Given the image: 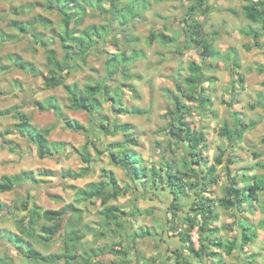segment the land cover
<instances>
[{
	"label": "rangeland",
	"instance_id": "1",
	"mask_svg": "<svg viewBox=\"0 0 264 264\" xmlns=\"http://www.w3.org/2000/svg\"><path fill=\"white\" fill-rule=\"evenodd\" d=\"M190 1L192 2V0ZM190 1L128 0L129 14L126 15L124 19H127L130 22V28L128 29L127 34L116 32L114 36H116L119 40V44L123 49L126 48L134 50L137 46L138 48L136 49L138 51H142L139 48L145 50V58L135 60L131 64V67H129V74H137L140 76L139 78H127L123 73L122 75L115 76L113 79L107 78L105 65L107 59L106 52H93L88 57L87 63L82 64L81 68L73 70L65 77V84L77 83L80 87L88 83L106 80V82L113 86L112 88H114V93H121V105L116 104V107L138 106L145 109L144 114L135 115L129 119L128 117L122 119L132 123L133 130L130 133L121 132L115 137L114 141H110L113 140L111 137L102 138L100 131L97 133L98 123H96V120L98 119V116L96 112L84 110V120L85 124H87L85 128L86 130H89V152L92 154L94 161H92L93 164L88 167L89 175L85 177V180L83 181L84 184L87 183L88 180L91 181L99 179L102 173L100 169L113 164L110 161L111 156L106 150V148L109 147V144L112 143H118L119 145L123 144L128 149L136 150L138 154L131 152L130 155L131 160L137 164L141 161V155L143 160L142 164L145 163L147 167L156 164L160 167L161 164L170 162L174 167V170L178 168L181 170L180 164L185 160L187 150H185L182 146L177 149L176 144H174L167 131V125H169V122L173 118L175 96H179L183 99V102L186 105L191 106V113L187 116L188 122H190L195 130H202L207 136L204 143L205 145L200 147L203 154V159L201 161L203 164L202 167L207 168L209 166L216 165L217 168L219 182L208 189L209 191L207 190V192L209 193L206 192L204 193L205 195L207 194L211 198L217 200L224 194L226 180H228L226 166H229V168L231 167L230 153H232V146L227 148L229 151H227L225 156H223L224 162L222 164H217V157L223 152V150H227L225 146L227 145L226 142H228L226 137L219 135L220 128L225 123H228L230 127L234 126L231 112L232 107L223 101H230L232 98L235 99L237 97L238 103L234 105V108L243 113L242 118L245 121L255 119L259 122L257 125L259 127H255L254 130L249 132L246 136L245 142L243 143L244 145L235 150L236 155L241 158L239 165L244 166L249 164L250 158H255L252 154L253 151L261 152L264 149V143L262 142V137L264 136V105L256 103L261 99L256 91L264 90V85H262L261 82L264 80V73L261 74L257 69H255L257 65L264 63V35L258 39L259 47L257 46L253 48V51L247 50L244 43H250L253 42V40L245 36V25L247 22L245 17L241 14V5L233 7L236 3H226L225 1L221 4L223 0H206L208 4L210 2L209 9L213 8L215 5L220 6L221 8H224L222 6H225L224 11L227 12V14L231 11L233 16L229 18V15L227 17L225 12L223 13L224 15L219 13L216 14L210 22L209 19H206L207 14H204L202 11L197 10L193 13L192 16L194 19L202 21L203 32L206 36H210L211 38L214 37V42L217 35L219 39L216 44H225V46H228L226 52L229 51V53H226L224 56L225 58H218L217 56V58L204 59L201 55V48L196 42L190 41L189 34L184 31L185 27L183 28L186 24V22L183 24V20L187 18V11L185 13L184 8L185 6H190L188 5L190 4ZM239 2L242 3V1ZM42 3H44V0H0V30H3L4 32H18L15 28L10 26V22L13 20L30 22L42 15L52 20L53 23L51 27L45 25H35L38 26V32H41L43 39L48 43L45 46L35 41L36 38L32 35L34 30L31 31L29 36H23L22 39L17 42L0 45V59L2 65L13 66L5 70L2 69V66H0V109L19 106L22 111L24 107L33 105L35 100L47 98L49 95H53L59 99L62 105H67L69 103L68 94L64 85L58 86L53 90L46 89L44 86V74L47 73L48 69L46 59L47 47L56 48L59 57H62L64 51L60 46L59 38L56 36V34L62 30L61 15L57 10H48L38 5ZM149 5L151 6L145 10L144 7ZM118 6L121 7L120 4H118ZM141 7L145 10L142 11V18L134 23L133 14L140 13ZM227 8L228 11H226ZM226 18H229V20L226 21ZM190 20L191 19H189V21ZM94 22H104L101 10L97 9V7L91 8L90 13L85 20V24ZM118 24V22H113L114 26H117ZM223 26L225 34L224 32L222 34ZM252 27H254L255 30H261V25H258V29L257 24H252ZM161 32H166V34L172 39L166 43L161 38H155L152 36L153 33L159 34ZM134 35L139 37V41L136 44L135 41L137 38ZM112 36L113 32L110 34V37ZM109 40L112 42V38H109ZM110 46L114 45L111 43ZM235 48L238 50L236 54L237 58L239 59V62H242L243 64V66L239 69L237 76H240L248 70H256V72L253 73L254 75L252 74V76H248L250 79L247 80L248 83L246 84V88H239L240 91L233 96L230 82L232 78L231 73L233 72V66L229 61L232 54H235L232 52V49ZM256 49L257 51L254 52ZM142 55L143 53H139V57ZM17 56H20L18 59L22 57L26 61L33 62L39 69V72L36 75H33L30 73L31 71L29 72L28 70L20 69L18 65H15L17 63ZM223 59L225 61H222ZM192 60L204 67L208 64L207 62H209L212 69L210 70L209 67V69L205 68L204 76L206 78L211 75L217 78V81L215 80V82H212V84L209 85V88L203 86L204 94H208V89L211 88L210 93L215 102L211 105H204L208 107L199 106L197 102L188 101L186 97L182 96L181 91L178 89V82L184 81L185 77L190 74L189 62ZM213 66H215V68H213ZM205 84L207 85L208 82ZM102 108L103 113L110 116L109 118H112L113 113L111 111L112 108H114L113 104L106 102L105 106ZM96 109H98V107H96ZM102 111L101 114H103ZM37 120L38 119L32 115L31 121L34 124L37 123ZM18 121L19 118H13L11 115L6 116L5 118H0V158H7V156H9L7 151L10 150L8 147L6 148L8 142L6 141L5 143L4 140L6 139L2 134L6 128H10L14 132L15 130L13 125ZM119 126H121V124ZM36 127L39 128L40 126L36 125ZM128 134L134 135L139 139L137 146L127 142ZM21 139V144L24 143L29 145L30 142L24 137ZM2 143H4V146ZM134 146L135 148H133ZM2 150H4V153L1 152ZM59 156L60 155L56 156L58 157L56 158L57 160L61 159ZM18 160V157L14 156L12 160H8L5 163L2 170L9 174L17 173L19 170L17 162L20 164ZM79 163H83V161L78 154L77 165H79ZM204 163L207 165H204ZM20 165V168H25L26 166L32 168V166H34V164L28 162L24 165V167L23 165ZM116 169L118 170L121 183L123 184L126 181H130L131 185H129L130 187L126 193L120 195L117 199H112L110 203L117 204L116 206H118L120 210L122 209L121 211L124 210L125 212V210H128V208L134 205L136 201L137 205H139V207H137L138 209H135L137 213L133 216H127L130 220H126L125 225L129 226V228L128 230L125 228L123 230L124 234L121 236L118 237L115 233L113 234V227L111 226L107 227L104 234L101 235L100 230H102V223L104 221V216L102 215L104 205L101 203V200L94 199L76 203V201H74V196H72V203L76 204L75 206L78 208L81 207L80 210L83 218L80 227L82 234L83 232H87L84 227L85 224H88L90 228L93 229L92 231L90 230V233H88L90 235L88 242L82 241L83 245L80 247L86 248V246H88V250H91V247L95 248L94 246L100 245L98 242L102 240L104 245L106 244L105 248L108 253H105L104 251L103 253L99 250L98 253H100L101 256H98V258L102 261L112 262L113 254L111 252L116 248L115 242L117 241L115 240L119 238L122 241L131 242L132 244V247L129 248L131 255H133L131 256V264H143L144 259L142 257H145L146 254L153 253L154 257L152 258H159L154 255V253L156 250H161L159 245H165L166 243L162 242V240L158 241V235L156 237H154V235L146 237L140 236V233H142L143 230H147L143 229L142 225L149 223V226H152L162 220V228L161 231L159 230V234H161L162 237H170L173 242L171 246H168V248L171 249V254L167 248L165 250V254L168 255V258L169 256H173L172 251H178L189 254V257L193 258L196 263L199 262V264H220L219 261H216L217 259L215 260L210 256L200 259L188 251L189 243L184 240L185 235H182V233H185L186 226L184 225L183 220L173 216L170 210H168L167 206H171L172 204L169 202V199L166 200L164 198V194L168 193L170 190V188L166 189L167 177L162 176V178H159L158 183L162 186L160 187V190L158 189V186H155L156 188L152 191V188L149 186L147 189L149 191L140 192L142 189L134 188V184L123 169H120L119 167H116ZM230 171H232V169H230ZM257 172L258 173L255 175H250L247 172L242 184V207L243 209H247L249 211L248 214H251V211L255 208L264 211V170L260 169ZM162 173L165 174V170L162 171ZM140 181L142 180L140 179ZM37 183L38 179H31L27 182L18 184L15 190L5 192L3 194V202L8 205H12L13 207L7 211H0V234H5L8 231L2 240L10 243L11 245L12 243L16 244V242L12 241L13 238L10 231L17 232L19 234L17 220L25 218L27 215V211L22 207V201L29 200L30 207L36 203L35 196L37 195V190L35 188L37 187H35V185ZM256 183L261 187V190L259 189L261 195H263L261 199H256L253 195ZM41 192L43 193L41 194L43 197L41 199V203L44 208L52 209V207H54L53 204H56V202H59V206H61L63 199H70V196L61 199L53 198L50 193L48 195L50 198L49 200L46 199V195H44L43 190H41ZM188 194L189 195L185 196L183 199L185 206L180 210L181 217H183V215L188 216V213L191 215L190 205L193 202V199L191 198L193 193L188 191ZM164 200L165 202H163ZM218 207L219 209H222L220 206ZM150 209L151 212H149ZM185 209L189 210L186 211ZM229 214L224 211L221 213L222 218L219 225L224 226L222 228L223 233L219 238L226 240L224 238L232 237L234 238L233 242H235V239L238 238V230L236 229V226L234 227L236 224L235 222L230 221L231 223L228 224V220H230V218L232 221L235 220V217L230 216ZM247 217L249 218L248 220L250 225L254 226L258 237H255L254 241L246 245L244 248H242L240 244L242 239H237V249H235L232 254H227L223 250H220L221 256L225 258L227 264H264V229H259L258 227L259 220H263L262 218H264V214H251ZM76 221V217L72 218L70 222L66 219L65 225L68 226V228L77 226L78 224ZM228 225L233 226L230 228ZM197 230L198 228L195 227V229L191 232L192 243L196 248L200 245L198 237L200 234H198L199 232ZM127 231L131 232L132 235H138L134 242L132 241V236H130L131 233L127 234ZM38 232V236H42L41 238L23 237H25L24 239L28 242V244L30 243L44 254L62 252L63 242L61 238L59 240L57 239V241H45V239H43L45 238V234H43L40 230H38ZM2 240L0 239V264L3 263V259L1 258H6V256L12 259V264H27L29 262L28 259L24 258V255L19 254L14 247L7 246V244ZM209 249L213 251L217 250L215 246H210ZM95 253L97 252L92 251L83 256H92ZM245 256L246 260L244 258ZM57 257L58 256H52V262L56 261ZM96 258V256H93V259ZM63 263L64 262H61L60 264ZM40 264L46 263L42 262ZM80 264H84L83 261ZM144 264H147V260H144ZM155 264L168 263L160 260Z\"/></svg>",
	"mask_w": 264,
	"mask_h": 264
},
{
	"label": "trees",
	"instance_id": "2",
	"mask_svg": "<svg viewBox=\"0 0 264 264\" xmlns=\"http://www.w3.org/2000/svg\"><path fill=\"white\" fill-rule=\"evenodd\" d=\"M108 1L111 2L110 8H105L104 0H44V3L38 4L48 10H57L61 15L62 21V30L58 32L56 36L60 40V46L62 47L64 53L62 57H59L56 48L47 47L46 59L48 69L47 73L44 74V86L45 88L52 89L64 85L68 93L70 105L75 109L96 112L102 106L103 102L111 101L118 113L144 114L145 109L138 106L116 107V104L121 105V93L116 92L113 94L114 88H112L113 86L106 82V80L88 83L82 87H80L77 83L65 84V77L73 70L81 68L82 64L87 63L88 57L96 50L97 44L106 40L107 33L110 30L109 22L106 24H89L80 28L84 23L85 18L88 16L89 9L91 10V8L97 7V9L102 12L112 14L121 12L122 15V9H120L118 4L115 2L118 0ZM242 1L245 2L243 5L245 17L252 23L261 25V28L264 31V0ZM197 10L207 14L209 11L207 1L195 0V3L187 8V13L190 15L195 13ZM185 22L184 31L189 34L190 41L196 42L201 48V55L204 59L217 56L222 58L226 55V53H229V51L224 53L214 48V38H209L204 35L202 22L190 23L187 18L185 19ZM36 24L38 26L45 25L51 27L53 23L52 20L42 15L30 22L13 20L10 22V26L15 28L18 32L8 33L0 30V45L17 42L21 40L23 36H29L31 31L34 30L32 35L36 38L35 41L45 46L48 43L43 39L41 32H38V26H35ZM247 33L254 35L255 45H259L257 38L260 37L262 32L255 30L254 28H250ZM152 36L155 38H161L166 43L172 39L164 32L159 34L153 33ZM246 48L250 49L251 47L246 46ZM232 52H236L235 49H232ZM106 53L107 59L105 65L107 78L113 79L117 75H122V73L126 75L127 78L135 77V75L129 74L130 72L127 66L129 62H131V59L133 57H139V54L132 52V54L128 55L125 52L110 51H106ZM18 57L20 56L16 57L17 63L15 65H18L20 69L28 70L29 72L31 71L33 75H36L39 72V69L33 62L26 61L22 57L18 59ZM0 66H2V69L4 70L9 69V67H13L12 65H2L1 59ZM255 68L259 72H264V64H259ZM204 70V66L192 60L189 62L190 74L185 77L184 81L178 82V89L181 91L182 96L186 97V99L190 102H197L199 106L213 104L210 95L204 94L203 92V83L206 80L211 79L205 78ZM235 81L236 80L232 78L231 83L233 84ZM97 95H101L103 98L99 99ZM260 97L264 99V93H260ZM223 102L228 103L233 107L235 99L232 98L229 102ZM35 105L38 106L41 111L54 110L58 118L64 121L66 126L73 128L74 130L80 131L85 129L83 124L64 115L62 105L53 96L44 101L36 100ZM96 107H98V109H96ZM19 109L20 108L18 106L0 109V116L11 115L13 118H19V121L13 125L14 130L19 131L22 134L27 132L32 137L34 143L37 145L39 157H49L53 154V151L60 152L66 146L65 142H52L48 139L52 128H33L29 123L27 114L23 113L21 109ZM191 109V106L186 105L182 98L175 96L173 118L169 122V125H167L168 134L174 144H176L177 149L182 146L185 150H187L185 160L180 164L181 170L179 168L174 170V167L170 162L161 164L159 168L156 165L141 167L143 161L142 156L140 155L141 161L139 164L133 162L131 160L130 153H138L134 149H127L123 144L119 145L118 143H113L114 150L111 151L110 156H112V160L115 163L121 164L128 175H131L132 181L137 183V187L142 184L145 185V181H140V179L142 180L148 178L149 175L153 176L154 186L151 188H155L159 178H162V176L167 177V187L170 188L167 198L172 204L171 206H168L170 207V212L173 216L183 220L184 225L186 226L185 233H182V235H185L184 240L189 243L188 251L200 259L210 256L215 260L217 259L216 261H219L220 264H227L226 261L223 260L220 250H223L227 254H232V252L237 249V239H235V242L223 240L219 237L209 239L212 238V235L217 233L219 229L217 227H210L209 221L210 218H217V214L214 209L215 199L210 196H206L204 193L219 182V177L216 165L209 166L207 168L202 167L203 164L201 161L203 159V154L200 147L205 145L204 143L207 136L204 131L195 130L190 122H188L187 116L190 115ZM232 116L234 126L230 127L228 123H225L219 131V135L226 137L231 143L240 141L245 130L253 128L259 123L257 120L245 121L242 118V113L237 109L232 110ZM105 120L108 122L107 118ZM107 122H102L101 127L105 129L108 134H114L119 131L130 132L131 130L130 124H124L120 121L114 122V128L111 130L108 126L109 122ZM120 124L121 126H119ZM11 133H13L12 129L7 128L2 135L7 136ZM4 141L6 143L7 140ZM7 142L8 144H13L10 140ZM127 142L137 145L139 143V139L134 135L128 134ZM262 142L264 143V136L262 138ZM79 151H81L84 163L90 164L93 158L91 153L87 151L86 146L80 148ZM254 153L255 156L259 155L257 152ZM225 154L226 150H223V152L219 154L217 157V164H222L224 162L223 156H225ZM205 164L206 163H204V165ZM164 170L165 174L162 173ZM226 170L228 172L229 182L225 186L223 197L219 198V204L224 209L232 210V215L237 217L243 209V188L242 185H239L237 182V176H230L231 171L229 166H226ZM47 172L52 173L51 170H47ZM86 173L87 168L84 167L78 174L71 173L70 171L65 174H73V177H79L81 175H85ZM40 174L41 172L34 170H23L15 175H3L0 178V193L13 190L16 188L17 184L35 179L36 176ZM110 180L114 184L112 190L107 189V185L110 181L106 182L103 180L90 182L85 187H75V201L76 203H79L86 200L100 199L101 203L104 205V209L102 210V215H104V224L103 229L100 230V234L103 235L105 229L111 226L113 227L112 229L115 233L121 235L122 230L125 229L126 222L121 218L120 213L125 212H120L121 210L118 206H108L107 204L112 199H117L120 195L126 193L130 186L121 187L118 184V179L115 175H112ZM254 188L253 195L256 199H258L261 187L256 183ZM188 191L195 195V198L190 205L191 215L188 213V216L183 215V217H181L180 210L185 206L183 198L189 195ZM75 205L76 204L71 203L63 208L54 210L44 209L42 206L37 204L30 207V201L23 200L22 207L27 211V215L25 218L17 220L19 234L17 232L10 231L13 238L11 239L16 242V244L12 243L11 245L10 243L2 240L8 231L5 234H0V239L4 241L7 246L14 247L19 254L24 255V258L29 261L27 264H40L42 262L46 264H60L61 262H64L63 264H80L82 261L84 264H110V262L102 261L98 258V255L100 254L98 251L100 250V252H103V247L91 248V250H88V248L85 247H80L83 245V237H85L93 229L90 228L88 224H85L84 227L87 232H83L82 234L80 225L82 223L83 216L81 210ZM12 207V205H8L0 199V211H7ZM185 210L187 211L189 209ZM132 214L134 215L136 213ZM75 217L78 225L68 228V226L65 225L66 219L70 222V220ZM235 223L234 227L236 226L239 231L238 238L242 239L241 247L244 248L247 244L254 241L256 237L255 229L251 226H247L245 223H241L240 219H238V221L235 220ZM261 225H264V221H261ZM228 226L232 228L233 225ZM195 227H198V232L200 234V245L198 248L193 245L191 238V232L195 229ZM38 230L45 234V238H43L45 241H57V239L59 240L61 238L63 242L62 252L44 254L30 243L28 244V242L24 239L25 237H42L38 236ZM148 231L150 232L148 229L146 231L143 230V232L140 233V236L146 237V235H151L150 233L148 234ZM133 236L135 237L138 235L134 234ZM210 246H215L217 250H210ZM92 251L97 253L92 256H83ZM52 256H58L57 260L54 261L55 263L52 262ZM93 256H96L97 258L93 259ZM173 256L175 257L173 264H199V262L196 263L194 259L190 258L189 254L185 252L175 251L173 252ZM1 259H3L2 264H12V259L8 258V256H6V258L2 257ZM114 264L117 263L114 262ZM147 264H149L148 260Z\"/></svg>",
	"mask_w": 264,
	"mask_h": 264
},
{
	"label": "crops",
	"instance_id": "3",
	"mask_svg": "<svg viewBox=\"0 0 264 264\" xmlns=\"http://www.w3.org/2000/svg\"><path fill=\"white\" fill-rule=\"evenodd\" d=\"M225 1H226V3H229V2L236 3V4L233 5V7L240 6L241 5V9H242L241 14L245 17L244 10H243V5L245 4L244 1H242V0H228V1L227 0H223L221 2V4L224 3ZM239 1H242V3H240ZM254 1H256V0H254ZM115 2L117 4H120L121 5V7H119V6L118 7L120 9H122V15H121V12L120 13L118 12V13H113L112 14V13H107V12H102L101 11V15H102V17L104 19V22H100V23L99 22H94V23H86L85 24V21H84V23L82 24V26L80 28H82L84 26H87L89 24H106V23L109 22V24H110V30L107 33L106 40L99 42L97 44V46H96V50L93 51V52H96V53H104L106 51H110V52H125L128 55L132 54V52H135L136 54L143 53V55L141 57H137V58H134L133 57L131 59V62H129V64L127 66L129 68V67H131V64L135 60L140 59V58H145V53L146 52L142 48H139L142 51H138L136 49V48H138L137 46H136V48L134 50H132V49H126V48L125 49L121 48V46L119 44V40L116 38V36H114V34H116V32H118V33H124V34H127L128 33V29L130 28V22L127 19H124V17L129 14L128 13V7H129L128 6V3L129 2H128V0H118V1H115ZM194 3H195V0H192V2L190 1V4H188V5L191 6ZM238 3H240V4H238ZM209 4H210V2H209ZM209 4L207 2L208 7H209ZM226 5H228V4H226ZM104 6H105V8H110L111 2L105 1L104 2ZM150 6L151 5L145 6L144 9L147 10ZM190 6H188V7H190ZM188 7L185 6V8H184V12L185 13H186ZM222 7L225 8V6H222ZM224 8H221L220 6H216V5L213 8H210L209 11H208V13H207V18L206 19H209V21L211 22L212 21V18L215 17L216 14L221 13L222 15H224L223 14L225 12L224 11ZM231 8H229V9H231ZM145 10H143L142 7H141L140 13L133 14V16H134L133 22L134 23L142 18V11H145ZM226 11H228V8H227ZM214 12H216V13H214ZM89 13H90V9H89ZM89 13H88V15H89ZM225 13L227 14V12H225ZM192 15L193 14H190V15L188 13L186 14V17L188 19V22H190V23H192V22H202L201 20L194 19V17ZM228 15H229V18L233 16L232 13H231V11H229V13L227 14V17H228ZM86 18H85V20H86ZM229 18L228 19L226 18V21H228ZM189 19H191L192 21L191 20L189 21ZM245 19H246V22H247L246 25H245L246 26L245 36L246 37H249L251 40H253V42L244 43V46H245V48H246V46H250L251 48L250 49H247V50H252L253 48L257 47L258 45H254V43H255V37H254V35L247 33V31L249 30V28H254V27H252V24H254V23H252L246 17H245ZM113 22H118L119 24L117 26H114L113 25ZM184 23H185V20H183V24ZM258 25L259 24H257V29H258ZM248 26H249V28H248ZM131 27H133V26H131ZM183 28H184V26H183ZM224 30L225 29H224V26H223V28H222V34H223ZM259 31L262 32L260 34V37L263 36L264 35L263 29L261 28V30H259ZM111 32H113V36L114 37L113 36L110 37ZM164 33L166 34V32H164ZM224 34H225V32H224ZM134 36H136V35H134ZM208 37L211 38L210 36H208ZM109 38H112V42L109 40ZM136 38L137 39L135 41V44L138 43V41H139V37L136 36ZM212 38H214V37H212ZM259 38H257V40ZM218 39H219V37L216 35L215 41L213 42L214 48L216 50L221 51V52H226L228 46H225V44H219V45H217L216 42L218 41ZM111 43L114 46H110ZM112 49H114V50H112ZM235 49H236L235 50L236 52H234L235 54H232V56L230 58V61H229L232 64V66H233L232 67V71L233 72L231 73V75H232L231 77L236 80L233 84L231 83V88H232L231 91H232V94L233 95H236L240 91L239 88H242L243 87L245 89L246 88V84L248 83L247 80L250 79L248 76H252V74L254 72H256V70H248V71H245L244 73H242L240 76H237L238 75V72H239V69L243 66V64H242V62H239V59L237 58V55H236L238 50H237V48H235ZM256 51H257V49L254 50V52H256ZM258 51H259V49H258ZM212 58H217V57H212ZM236 59H237V61H236ZM222 61H225V60L223 59ZM207 63L208 64L205 66V68H208L209 67L210 70H211L212 69L211 64L209 65V62H207ZM260 64H264V63H260ZM81 67H82V65H81ZM213 68H215V66H213ZM259 73L263 74L264 72L263 73L262 72H259ZM132 75H135V77L136 76H139V75L133 74V73H132ZM137 78H139V77H137ZM206 78H211V79L206 80L203 83V86L206 87V88L207 87L209 88V85H211L212 82H215V80L217 81V78L215 76L209 75ZM232 78H231V80H232ZM207 82H208V84L206 85L205 83H207ZM209 82H211V83H209ZM261 82H262V85H264V80H262ZM46 89H48V88H46ZM53 89L54 88H52V90ZM210 89H208V92H209L208 95H210L211 101L214 104L215 103L214 102V98H213V96L210 93L211 92ZM48 91H50V90H48ZM256 92H257V94H259V97H260V93H264V90H257ZM113 94H115V93H113ZM49 97H51V96L49 95L47 98L38 99V100L39 101H44V100H47ZM97 97L99 99H102L103 98L101 95H97ZM35 101H34L33 105H28V106H26V107H24L22 109V112L25 113V114H27L30 125L33 128H36V129L52 128L51 129V132H50V134L48 136V139L50 141H52V142H65L66 143V146L60 152L53 151V154L50 155L49 157L41 158L38 155L37 145L34 143L32 137L27 132L25 134H22L19 131H14L13 133L5 136L6 140L7 141H9V140L12 141L13 144L6 145V148L8 147V149H10L9 151H7V154L9 156H7V158L6 157L5 158H0V177L3 176V175H15V174L20 173L23 170H34V171L41 172L40 175H37L36 176V179H38V183L36 184L37 186L35 185V187H37V188H35L37 190V195L35 196V198H36L35 199V202L37 203V205L42 206L41 199L43 197H42L41 194H43V193L41 192V190H43L44 195H46V199H49V200H50V198L48 197V195L50 193L52 194V197L53 198H58V199L66 198L67 196H70V199H66V200L63 199L61 206H59L60 205L59 202H56V204L54 203L53 204L54 207H52V209H54V210L63 208L65 206L71 204L72 201H73V197L72 196H74V201H75V197H76L75 196V194H76L75 187H85L90 182H96V181H101V180L106 181V182H109L110 181L109 184L107 185V189L108 190H112V188L114 187V184L111 182L110 179H111V176L112 175H115L116 178L118 179V184L120 186L125 183L121 187H125V186L131 185V182L130 181H126L123 184L121 183V180H120L119 175H118V170L116 169V167H119L120 169H123L124 171H125V169L121 166L120 163H118V164L115 163L112 160V156L110 157V161L113 164H110L107 167H102L100 169L101 172H102L101 173V177L99 179H97V180H91V181L88 180V182L84 184L83 181L85 180V177L87 175H89V169H88V167H89V165L91 166L94 161L92 159L93 162H91L90 164H87V163H84V161L82 160L84 164L83 163H79V165H77V155L79 154L80 157H81V159H82L81 151H79V149L82 148L83 146H86L87 151L89 152V145H90V142H88V140H89V130H86V128H85V129H82L80 131H77V130H74L73 128H70V127L66 126L65 122L62 121L60 118H58V116H57V114L55 113L54 110L41 111L39 109V107L35 105ZM57 101L62 105V103L59 101V99H57ZM225 101H227V100H225ZM108 102L111 103V101H108ZM237 103H238V99L236 97L235 98V103L233 104V107L231 106L232 107V110L235 109L234 108V105L237 104ZM256 103H259V104L261 103V105H264V99L261 98L260 101H258ZM105 104H106V102H103L102 103V106L99 108V110L96 111V114L98 116V119L96 120V123H98L97 133H99V131H100L102 138H104V137H111L113 140H110V141H114L115 137L118 136L121 132H123V131H119V132L114 133V134H108V133H106L105 129H103L101 127L102 126V122H107L105 120L106 118H107V120L109 122V124H108L109 129L112 130L114 128V122H116V121L119 122L121 120V122L124 123V124L125 123L130 124V126H131L130 132H131L133 130L132 123H130L128 121H124L122 119L123 118L125 119V117H128V119H129L132 116L141 115V114L118 113L114 108H112V111L111 112L113 113L112 114L113 116H112V118H109L110 116H108L107 114L103 113V111H102V109H103L102 107H104ZM62 107H63V112H64V115L65 116H67V117H69V118H71L73 120L78 121L79 123L83 124L84 126L87 125V124H85V120H84V118H85L84 112L85 111L83 109H75V108H72L71 105H70V102L67 105H62ZM232 110H231V112H232ZM101 111H102L103 114H101ZM32 115L35 116L38 119L36 121L38 124L37 123L34 124L31 121ZM242 116H243V113H242ZM5 117L6 116H0V118H5ZM36 125H38L40 127L37 128ZM255 127L257 128L259 126L256 125ZM255 127L248 128L247 130H245L242 139L240 141L236 142V143H231L226 138L228 142H226L227 145L225 146V148L227 149V148H229L231 146L234 148V149L232 148V153H230V161H231V167H230V169H232V171H231L232 173H231L230 176H232V177L233 176H237V182L239 183V185H242L243 184L244 177H245V174L247 172L250 175H255L256 173H258L257 172L258 170H260V169H263L264 170V167H263V165H264V161H263V158H264V149L261 152L253 151L252 154L254 156H255V153L254 152L259 153V155L255 156V158L251 157L250 158V163L249 164H246L244 166H240L239 165V162H241L240 161L241 158H239L236 155V153H235V150H237L238 148H241L244 145L243 143L245 142L246 136L249 134V132L253 131ZM130 132H127V133H130ZM23 137L27 141L30 142L29 145L24 144V143L21 144L22 143V141H21L22 139L21 138H23ZM2 144L4 146V143H2ZM133 148H135V146ZM8 149H5V150H8ZM106 150L108 151V154H110L111 151L114 150L113 143L112 144H109V147H107ZM3 151L4 150H2L1 152H3ZM227 151H229V149H227L226 152ZM57 155H60L59 156L61 158L60 160H57L56 159V158H58V157H56ZM14 156H17L18 157V159H19L18 161L21 164L20 165L17 162V165H18V168H19L18 172L15 173V174L5 173L2 170V167L4 168L5 163L8 160H12V158ZM27 162L34 164V166H32V168L31 167H27V166L25 168H20L19 167V165L20 166L23 165V167H24V165ZM144 166H146L145 163H143L141 167H144ZM156 166H157V164H156ZM84 167L87 168V173L85 175H81L79 177H73L72 176L73 174H71V175H66L65 174V173H67L69 171L71 173H75V174L77 173L78 174V173L81 172V169L84 168ZM157 167L159 168V166H157ZM47 170H51L52 173H48ZM128 176H129V179L132 181L131 175L129 174ZM227 179L228 180H226L225 186L229 182V177L228 176H227ZM142 181H145V185L142 184L141 186H138V187H137V183H135V182L132 181V183L134 184V188L135 189H137V188L142 189L140 192L149 191V190H147L149 188V186L150 187L154 186L153 185V176L152 175H149L148 178L142 179ZM160 185L161 184H159L157 182L155 186L156 187L158 186L159 187L158 189L160 190V187H162ZM162 185H165V184H162ZM166 187H167V185H166ZM155 188H152V191H154ZM166 189H169V187H167ZM13 190H15V189H13ZM13 190H8V191L1 192L0 193V199H1V201H4L3 194L5 192H11ZM168 193H169V191H168ZM168 193L164 194V198L166 200L168 199L167 198V194ZM207 193H209V192H207ZM142 194H144V193H142ZM223 195H221V197H223ZM206 196H208V195L206 194ZM37 197H38V199H37ZM262 197H263V195H261V192H260L258 199H261ZM191 198L194 200L195 195L192 194ZM86 201H88V200H86ZM163 202H165V200ZM107 205L108 206L109 205L116 206L117 204H111L109 202ZM218 206H220V208H222V209H219ZM137 207H139V205H137V202L135 201L134 205H132L130 208H128V210H125V213H120L121 214V218L124 221L130 220V218H127V216H129V215H132L133 216L132 213H137L135 211V209ZM44 209H51V208H44ZM214 209H215V212L217 214V218L216 219L210 218V220H209L210 221V227H214V228L217 227L219 229V231L217 233H214L212 235V238H209V239H214L216 237H220L221 234L223 233L222 232V228H223L224 225H219V222L221 221V218H222L221 213L223 211L224 212H227L228 214L230 213L229 215L230 216H233L232 215V210L224 209L219 204V199L215 200V202H214ZM120 212H122V211H120ZM149 212H151V209L149 210ZM248 212L249 211L247 209H242V212L237 217L234 216L235 217V220L238 221V219H240V222L241 223H245V224H247V226H251L252 228H254V226L250 225L249 220H248L249 218L247 216H250L251 214H259V213H263L264 214V211H261L260 209L255 208L254 210L251 211L252 212L251 214H248ZM123 214H126V215H123ZM262 219L263 220H261V219L259 220V224H258L259 225L258 226L259 229H261V228L264 229V225H261V221H264V218H262ZM235 220L232 221L231 218H230V220H228V224L231 223V222H235ZM158 222L159 223L154 224L152 226H149L150 225L149 223H145V225H142V228H145V229L150 230V232L148 231V234L150 233L151 236L154 235V237H156L158 235V237H157L158 241L159 240L160 241L162 240V242H164L166 244L165 245H162L161 243H158V244H161V245H159V247L161 248V250H158V251L156 250L155 253H154V255H156L159 258H152V257H154L153 256V253L146 254L145 257L143 256L142 258L145 261L147 259L149 264H155L156 262H159L160 260H163V261H165L168 264H173V261H174V258L175 257L174 256H169V258H168V255L165 254L166 248L169 251V253L171 252V250H169L168 246H171L173 244V242L170 239V237H168V236L162 237L161 234H159V230L161 231V228H162V225H161L162 224V220H160ZM102 224H104V221H103ZM125 228H127V230H128L129 226H125ZM102 229H103V226H102ZM236 229H237V227H236ZM88 232H89V230H88ZM255 232H256V230H255ZM112 233L114 234L115 231H113ZM130 233L131 232L127 231V234H130ZM115 234L118 235L117 233H115ZM122 234H124V231L123 230H122ZM121 235L119 234L118 237L121 236ZM133 235L131 233L130 236H132V241L134 242V240H136V238L138 236H135L134 237ZM238 235H239V231H238ZM89 236L90 235L88 234L86 237H83V241H87L88 242ZM198 237H200V236H198ZM256 237H258L257 232H256ZM224 239H226L227 241H233L234 240V238H232V237L224 238ZM237 239L240 240V238H237ZM115 241H117V242H115L116 243L115 244L116 245L115 246L116 248L111 252L113 254L112 255L113 256V260H112L113 263L111 262V264H114V262H116L117 264H131V256H133V255H131L130 249H129L130 247H132L131 242H127V241L125 242V241H122L119 238H117ZM98 243L100 245H97V246H94V247L95 248L103 247L104 248V252L105 253H108V252H106L107 249L105 248L106 247L105 246L106 244L104 245V243H103L102 240H100ZM241 243L242 242H240V244ZM86 248H89V247L86 246ZM91 248H93V247H91ZM109 253H110V251H109ZM222 258H223V260H225L224 257H222ZM244 258L246 260V256ZM144 260H143V264H144Z\"/></svg>",
	"mask_w": 264,
	"mask_h": 264
},
{
	"label": "flooded vegetation",
	"instance_id": "4",
	"mask_svg": "<svg viewBox=\"0 0 264 264\" xmlns=\"http://www.w3.org/2000/svg\"><path fill=\"white\" fill-rule=\"evenodd\" d=\"M167 208H168V210H170L169 206H167ZM146 236H149V235H146ZM169 250H171V249H169ZM172 252H174V251H172ZM98 256H101V255L99 254ZM110 264H111V262H110Z\"/></svg>",
	"mask_w": 264,
	"mask_h": 264
}]
</instances>
